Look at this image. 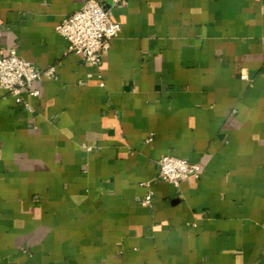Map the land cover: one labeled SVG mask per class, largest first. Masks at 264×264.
<instances>
[{"label": "crops", "instance_id": "0c3cea01", "mask_svg": "<svg viewBox=\"0 0 264 264\" xmlns=\"http://www.w3.org/2000/svg\"><path fill=\"white\" fill-rule=\"evenodd\" d=\"M84 2L0 0V56L56 68L0 88V264H264V0H102L99 67L56 30Z\"/></svg>", "mask_w": 264, "mask_h": 264}, {"label": "built area", "instance_id": "2783aa9c", "mask_svg": "<svg viewBox=\"0 0 264 264\" xmlns=\"http://www.w3.org/2000/svg\"><path fill=\"white\" fill-rule=\"evenodd\" d=\"M119 5L127 4V0H116ZM56 30L67 41L65 54H76L92 66L99 67L104 55L111 46V41L121 32V25L109 15L102 0H85L82 7L66 17L56 26ZM55 66L46 70H38L36 65L22 59L17 48H12L7 55L0 56V88L15 98L18 105L31 109L23 96L25 93L33 97L40 92L34 84L43 77L54 78ZM244 77V76H243ZM158 178L167 181L176 187L187 178H198L200 164L175 156L166 155L158 161ZM150 191L142 201L145 206L152 204Z\"/></svg>", "mask_w": 264, "mask_h": 264}]
</instances>
